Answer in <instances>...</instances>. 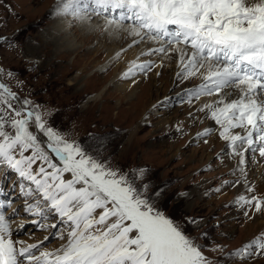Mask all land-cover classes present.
<instances>
[{
	"label": "snow or ice",
	"instance_id": "1",
	"mask_svg": "<svg viewBox=\"0 0 264 264\" xmlns=\"http://www.w3.org/2000/svg\"><path fill=\"white\" fill-rule=\"evenodd\" d=\"M54 14L69 26L91 27L100 18L102 32L126 31L134 44L156 43L141 55L174 58L178 80L199 79L185 99L215 97L198 111L219 126L239 158L244 181L237 183L250 195L235 203L264 214V193L256 194L244 167L257 155L264 158V0H57ZM153 66L133 62L124 75L146 74ZM41 108L0 83V166L27 182L19 185L23 211L38 217L32 223L45 233L40 241L16 239L0 202V264H212L198 238L162 210L171 199L167 186L145 183V169L113 167L99 145L94 154L70 140ZM50 237L58 247L44 246ZM230 255L239 264L264 256V234Z\"/></svg>",
	"mask_w": 264,
	"mask_h": 264
},
{
	"label": "rangeland",
	"instance_id": "2",
	"mask_svg": "<svg viewBox=\"0 0 264 264\" xmlns=\"http://www.w3.org/2000/svg\"><path fill=\"white\" fill-rule=\"evenodd\" d=\"M56 4L57 0H0V73L8 88L22 99L41 105V111H51L52 116L46 119L70 140L94 154L99 145V155L110 160L113 167L124 172L147 170L145 183L153 187L167 186L171 199L162 205V210L180 222L187 234L198 238L212 264H239V258L234 260L230 254L264 234V220L252 226L251 218L245 216L248 207L243 209L235 203L240 196L237 194L239 178L233 174L237 157L230 154L226 142L220 138L219 126H210L209 119L198 111L212 102L213 97L211 100L192 99L189 103L185 96L199 80H178V66L172 64L167 70L169 66L163 63L165 58L158 55L138 56L136 63L154 64L156 60L155 65L146 74L137 71L129 76L131 79L124 75L128 70L123 72L117 67L118 58L103 71V64H107L110 57L108 48L118 47L127 53L132 50L129 45L133 44V39L122 41V34H118L120 40L112 41L98 28L82 43L80 35L84 25L80 24L71 26L76 32H71L73 37L79 36L76 53L53 59L43 55V63L29 60L27 44L33 42L42 48L41 43L33 39H39L38 35L45 32L47 20L54 21L51 11ZM143 44L155 48L149 41ZM135 46L142 47L140 43ZM160 60L159 68H155ZM167 71L174 76L172 79ZM119 73L122 76L116 78ZM124 84L130 85L128 89L123 90L121 85ZM100 93L103 95L96 99ZM165 99L171 101L169 115L163 113L164 107H156ZM208 129H211L210 135L198 136ZM94 138H104V143ZM256 157L244 166L254 180L260 174L255 168ZM4 172L6 180L3 176L4 185H0L6 192L9 193L10 188V193L15 194L20 183L25 182L16 181L15 173L5 171V166ZM189 218L195 219L197 224L187 223ZM13 226L19 228L18 224ZM22 230L24 234V228ZM32 233L44 239L42 232L33 230ZM49 239L45 241L48 248L59 246L55 237ZM248 264H264V256H254Z\"/></svg>",
	"mask_w": 264,
	"mask_h": 264
},
{
	"label": "bare ground",
	"instance_id": "3",
	"mask_svg": "<svg viewBox=\"0 0 264 264\" xmlns=\"http://www.w3.org/2000/svg\"><path fill=\"white\" fill-rule=\"evenodd\" d=\"M51 15H52V20H54L53 22H51L50 20H47V24H48V27H46L44 30L45 32L44 33H41L38 35V38L39 39H33L34 42L35 41H38L41 43V46L42 48L40 47H37L34 45L33 42H30L27 44V48H26V52L28 53V57H29V60L31 61H34L36 63H43V55H46V57H49V59H53V58H65V57H68L69 55L71 54H74L78 51L79 49V46H77V44L75 45L76 43V39L79 40V36L77 35V37H73L72 33L75 32V29L72 28L71 26H69V23H67V20L68 19H65V20H62V17L59 19L56 17V15L54 14V10L51 11ZM56 19V20H55ZM96 19V18H93V20ZM102 22H104L103 20L101 21L100 20H94L92 22V25H95L93 27V29H90L91 27L88 26V25H82V31L83 33L80 35L82 36L81 38L83 39L82 43L83 42H87L88 38L90 36L93 35V32H94V29H98L96 26L97 25H103L101 24ZM74 30V31H71V30ZM72 32V33H71ZM102 32V31H101ZM76 33V32H75ZM77 33H79V31H77ZM98 33V32H97ZM105 36L107 38H110V40L112 41H115V40H120L121 37H118L117 35L118 34H122V41L123 39H125L126 41H128V38H130L131 36L128 35V33L126 31H120V32H113V33H108V32H104ZM95 36V35H94ZM80 38V39H81ZM93 38V37H92ZM104 38V37H103ZM132 39L134 40V38L132 37ZM138 39V38H136ZM92 41V40H91ZM109 41V40H108ZM144 43V42H143ZM143 43H140L142 47H136L135 45L136 44H132V46L130 48H132L131 51L127 52V53H124V52H121V49L120 48H115V47H110L108 48L107 50V53L108 55L110 56L109 59H108V62L107 64H103L105 68H103L102 70L104 71L108 66L106 65H109L110 62H112L114 60V58H116V54L117 53H120L119 55V58L118 60H120V63L116 64L117 67L120 66L122 68V70H124L123 72H126L130 65L135 62V60H137L136 58L138 56L141 55V52H147L150 47L148 46H144ZM153 42L149 41V45L151 46ZM110 44V43H109ZM143 44V45H142ZM155 45L158 47V45L155 43ZM81 49V48H80ZM103 50V48H102ZM123 50V49H122ZM164 59V58H163ZM162 59V60H163ZM50 61V60H49ZM141 61H144V60H140ZM46 62V60H45ZM52 62V61H51ZM169 66L167 67L169 70L171 68V65L172 64H176L177 66V63H176V60L173 58V59H167L165 58L163 60V63H165ZM50 64V63H49ZM161 64V60L159 61V63L156 65V68L158 67V65ZM41 66V65H40ZM159 68V67H158ZM101 69V66L99 68V70ZM174 69V68H173ZM101 71V70H100ZM174 71V70H173ZM170 73V72H169ZM120 74V73H119ZM116 75L115 77L118 78V77H121L122 74L120 75ZM167 76L169 75L168 74V71L166 72ZM171 77H174L173 75H169V78ZM130 78V77H129ZM136 78V77H135ZM121 79V78H120ZM131 79V78H130ZM168 79V78H167ZM172 79V78H171ZM129 81V80H128ZM171 81V80H170ZM135 83H130V85H134ZM128 84H124L121 85L123 87V90L125 89H128V87L130 86ZM172 86V85H171ZM133 93V92H132ZM135 95V93H133ZM103 95V93H100L99 95H96V99L100 98L101 96ZM130 95V94H129ZM93 98V97H92ZM91 98V99H92ZM95 100V99H94ZM215 100V98L213 99ZM90 101H93L90 100ZM211 103V102H210ZM205 105V104H204ZM165 114H170V111H171V108H170V103H167L165 106H164V110H163ZM172 115V114H171ZM204 115V113H203ZM172 117V116H171ZM206 118V117H205ZM209 119L208 122H209V125L212 127L213 126H218L216 125L210 118H207ZM162 122V121H161ZM165 122V121H163ZM167 122V120H166ZM211 123V124H210ZM164 124V123H163ZM162 125V124H161ZM160 125V126H161ZM166 133V132H165ZM165 136V135H164ZM213 138V137H212ZM229 150V149H228ZM256 161H255V168H257V171L260 173L258 178L256 180H254L252 177L249 176V174H247V180L248 182L254 184L257 188V192L256 194H261V193H264V158H260L258 155L256 157ZM235 160V168L233 170V174L239 178L238 181L240 182H243L244 181V176H242L241 172L239 171V166L238 165V157L237 158H234ZM230 161V160H229ZM233 166V164H232ZM254 166V165H253ZM232 168V167H231ZM10 169H8L6 166H5V171H9ZM248 170V168L246 169ZM12 171V170H11ZM13 172V171H12ZM247 172V171H246ZM6 173L4 172V166H3V169L0 170V184L2 183L3 184V181H4V178L6 180ZM4 176V178H3ZM16 176V181L19 182V178L17 177V175L15 174ZM234 176V177H235ZM8 179V178H7ZM237 181V182H238ZM27 183V182H25ZM4 185V184H3ZM237 185V184H236ZM10 191L9 193L6 192V188L4 190V188H2V186L0 185V193L2 194V196L0 197V201L2 203H4L5 206L8 205L9 202H11V204H14V206H11V207H8V209L6 210V208L4 207L2 209V211H4L5 213H7V216H11L12 213H13V210L16 209V210H19L20 208V212H23V213H19V215L16 216V218H11V220H14V223L13 224H18V227L19 228H16L13 226L12 224V230H13V233H14V237L16 239H21V240H26L28 242H34V241H40L42 240L43 236L41 235H35L33 232H42L43 235H45L44 231L41 230L37 225L36 226H33L34 223H32L33 220L35 219H39L38 217L37 218H32L31 215H29L28 213H25L23 211V207H24V201H23V196H22V193H21V190L20 189H17L16 190V193L15 194H18L17 195V198L18 199H15V194H12L10 192H12V190L10 188H8ZM237 189V188H236ZM20 190V191H19ZM237 194L241 195V194H246V195H250V194H247L245 193V190L244 188L242 187V185L239 183L238 185V189H237ZM13 195V196H12ZM13 197V198H12ZM12 198V199H11ZM9 199V200H8ZM19 201V202H17ZM19 206V207H18ZM243 209H245V207H242ZM249 214H251L253 216V218L249 215L248 217L251 218L250 221H253V224L251 223L252 226H254L255 224L257 223H260L261 219L264 220V214L262 213H257L255 212V210L251 207H248L247 208ZM252 211V212H251ZM19 216H22V218H18ZM247 217V218H248ZM22 221V222H20ZM28 222L26 224H22L23 222ZM264 223V222H262ZM21 225H23L22 228H24V234H23V230L22 228L20 227ZM30 228H33V229H30ZM20 229V230H19ZM34 234V235H32ZM24 235V236H23ZM42 237V238H41ZM54 239V238H53ZM50 240V239H49ZM48 243H45L44 245L48 246L47 245ZM52 243H50L49 245H51ZM52 248V247H51Z\"/></svg>",
	"mask_w": 264,
	"mask_h": 264
},
{
	"label": "water",
	"instance_id": "4",
	"mask_svg": "<svg viewBox=\"0 0 264 264\" xmlns=\"http://www.w3.org/2000/svg\"><path fill=\"white\" fill-rule=\"evenodd\" d=\"M0 83H3V84H5L4 82H2L1 80H0ZM6 85V84H5Z\"/></svg>",
	"mask_w": 264,
	"mask_h": 264
}]
</instances>
